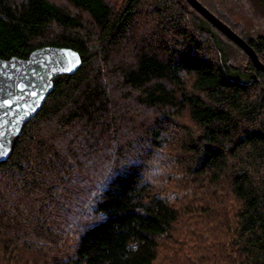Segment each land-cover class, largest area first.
I'll return each instance as SVG.
<instances>
[{
    "label": "trees",
    "instance_id": "1",
    "mask_svg": "<svg viewBox=\"0 0 264 264\" xmlns=\"http://www.w3.org/2000/svg\"><path fill=\"white\" fill-rule=\"evenodd\" d=\"M62 2L0 0L1 59L82 58L0 163V264H264V71L186 0Z\"/></svg>",
    "mask_w": 264,
    "mask_h": 264
},
{
    "label": "water",
    "instance_id": "2",
    "mask_svg": "<svg viewBox=\"0 0 264 264\" xmlns=\"http://www.w3.org/2000/svg\"><path fill=\"white\" fill-rule=\"evenodd\" d=\"M186 2L264 71V64L243 38L198 0ZM81 63L78 52L51 46L33 50L26 59L0 58V163L10 158L24 126L40 111L54 88V78L74 74Z\"/></svg>",
    "mask_w": 264,
    "mask_h": 264
},
{
    "label": "rangeland",
    "instance_id": "3",
    "mask_svg": "<svg viewBox=\"0 0 264 264\" xmlns=\"http://www.w3.org/2000/svg\"><path fill=\"white\" fill-rule=\"evenodd\" d=\"M54 1H57L61 5L64 4L62 0H54ZM201 1L204 4V7L210 8L211 9L210 12L212 11L215 16L219 15L223 18V20L228 22L229 25L233 27V29H235V32L237 31L239 33H243L246 35L250 34L252 36L264 35V6L259 4L257 1L255 0H201ZM105 158L107 159L110 158V155L107 154ZM96 167L99 169L97 170L96 168L94 171L92 170L91 172L94 177L96 175H98L97 177H101L102 174L103 175L107 174L108 170L104 166L102 165L98 166L97 164ZM149 169L151 168L149 167ZM73 206H76L74 202H73ZM61 214L62 213H60V215ZM64 214H66L65 216L68 222H71L70 218L67 217L68 216L67 213Z\"/></svg>",
    "mask_w": 264,
    "mask_h": 264
},
{
    "label": "snow or ice",
    "instance_id": "4",
    "mask_svg": "<svg viewBox=\"0 0 264 264\" xmlns=\"http://www.w3.org/2000/svg\"><path fill=\"white\" fill-rule=\"evenodd\" d=\"M78 63V62H77ZM0 154H2V153H0Z\"/></svg>",
    "mask_w": 264,
    "mask_h": 264
}]
</instances>
